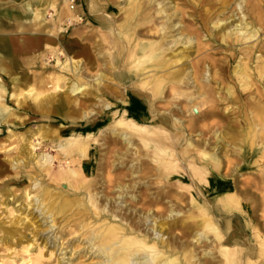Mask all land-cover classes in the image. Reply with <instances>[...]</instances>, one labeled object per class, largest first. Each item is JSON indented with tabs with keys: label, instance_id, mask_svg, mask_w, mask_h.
Returning a JSON list of instances; mask_svg holds the SVG:
<instances>
[{
	"label": "rangeland",
	"instance_id": "374dc122",
	"mask_svg": "<svg viewBox=\"0 0 264 264\" xmlns=\"http://www.w3.org/2000/svg\"><path fill=\"white\" fill-rule=\"evenodd\" d=\"M26 1L28 0H0V37L8 34L20 46L31 43V48H28L29 51L20 50L16 56L17 63L23 69L20 71V80L17 83L19 82L20 87L24 89V94L20 95L19 98L24 100L25 103L22 106L19 105L17 99L13 98L12 92L6 98V102L11 106V109L21 115V119L15 118L10 124H0V264H102V258L97 253H94L95 250L91 251L89 248L91 244L86 238L88 232H86V228L82 227L84 220L89 218V216L85 214L86 211L82 206L74 207L73 211L65 215H58L56 218L57 224L53 228H49L55 222L46 221L40 213L36 201L33 199L37 191L32 192L31 197L26 202L20 200L22 193L31 183V175L41 170L35 165L34 161L22 153L21 149L24 143H28L34 154H47L49 156V167H51L53 173L60 172L59 169L63 171L67 167L69 168L70 164L67 161L69 156L61 151L59 147L60 136L69 137L81 132L87 134L89 131L100 134L101 129H105L115 120L114 111L119 109V107L111 109L103 107L105 102L114 101V98L109 93L117 90L122 94L123 89L129 87L131 94H135L132 79L137 78H132L127 72L128 68L122 67L123 65L128 66L132 44L127 38L119 34L121 22H125L129 16L127 9L131 7L135 0H121V4H114L109 9L102 7L98 13L93 12L94 6L92 5L94 2L98 4L101 2L102 4L101 0H71L74 16L62 15V19L59 12L66 8V0H57L58 12L54 7L44 4L40 6L43 12L41 13V18L45 19L43 24L47 26L44 27V31L39 29L38 23L41 18H35V11L32 10V7L31 11H24L22 14H18L19 11L15 12L14 10V15L8 11L11 7L19 10ZM149 1L141 0V2L147 4L146 11H148L152 20H150V16L146 20L148 16L142 14L143 16L139 15L134 22L135 25L140 24L138 31L141 39L145 41L161 40L165 33V30H162V25L168 20L167 14L174 12V10L158 13V9L162 6L159 2L162 0L154 1L152 4H149ZM169 1L166 0L165 2ZM239 1L235 0L232 2L228 8V15L232 14V10ZM176 2H179L183 8L184 19L186 20L185 25H187L185 27H188L190 31H193L191 30L193 28H199L204 35L207 34V29L204 28L203 24L207 22L208 26L213 29L214 22L209 23V21L223 10L218 0H200V3L193 0H176ZM168 5L170 6L169 3ZM106 14L114 16L112 23L114 27L111 29L95 19L97 15L103 18ZM173 19L177 20L178 17ZM57 25H60L59 29L50 30L52 27H57ZM179 26L178 24L176 29ZM155 28H158V30ZM180 32L181 30H177L172 35H176L177 38ZM47 36L53 39L48 40ZM173 36L169 40H174L175 37ZM208 38L204 37V42ZM47 45L49 48H47ZM215 45L219 46L218 43H215ZM246 46L247 44L242 41L236 43L237 59L223 64L222 75L218 76L222 81L215 79L212 81L214 94L211 98L215 100L212 104L217 105L215 115L200 117L195 122V113L190 111L191 106L195 102L191 104L185 96L174 95L169 88H167L164 97L156 100L155 104L159 106L160 111L165 113L171 112L178 106L183 108L179 114L184 122L182 125H177L175 129H171L175 133L185 134L187 138H182L177 144V148H175V154L178 152L179 164L182 166L189 165L190 160H193L198 166H207L210 174L213 173V164L204 163V160L200 159L201 155L196 153L194 146L191 145L192 148H189L190 150L187 152H184V150L194 139H208L210 141L208 146L211 148L215 144V133L217 131L227 135V141L230 142L229 151L225 153L226 157L223 160L220 173H230L232 178L240 181L239 194L244 209L249 211L251 208L254 210L251 218L242 216V212L238 211L226 213L219 204L221 194L210 190L211 186L205 182L198 181L197 176L192 181L186 173L183 174L181 168L182 175L177 174L171 179L170 183L166 184L165 180L155 174V164L157 163L151 154L152 150H141V159L145 160L147 165L139 166V153L135 154L136 150H134L136 148L139 150V146L134 145L133 150H129L130 152L124 156V152L128 151L127 144L120 137L107 136L108 131L104 132L105 135H102L103 137L101 136L100 142L94 144L92 151V154L95 155V159L92 162L93 167H97L101 162L105 165L104 169H95V174L91 175V177H95V180L92 181V191L94 193L101 191L98 194L99 197L105 194L119 197L121 189L114 186L117 182L112 183L109 181L110 177L124 179L125 181L123 182L128 185L125 189L127 190L126 193L129 194L128 196L131 193L137 195V200L140 203L144 202L143 197L145 198L148 194L159 195L162 187L171 184L170 188H166L170 191V194L162 191L164 194L163 196L160 195L161 202L155 207V210L159 214H164L165 217L169 215L168 209L171 208V205L181 211L176 215V219L171 220L170 224H172V227H169V229L171 232L173 231V234L175 232L177 238L179 237V241L185 242L189 248L194 250L196 253V262L194 264H226V261L222 259L223 257L219 253L220 241H218L216 236L210 234V239L205 240L207 242L204 240L202 243L195 242L194 234L200 228L203 216L200 210L194 207L192 203L194 199H198L206 207H209L210 213L215 215V222L220 226L224 236L222 242L229 245L237 244L243 248L241 264H247V259L260 260L261 241H264V151L257 147L256 144L264 142V110L262 108L264 105V81L257 78L251 88L244 89L233 76V71L242 56L239 50ZM174 47L177 49L181 48L182 45L178 44ZM85 48L87 51H85ZM232 50L223 48L215 56L223 58L226 54H231ZM83 51L89 53L92 60L83 54ZM6 57L7 55L1 51L0 59ZM198 57L199 54L197 52H192V56L184 65L191 66ZM79 63L80 67L78 66ZM94 63H97V65L92 67ZM181 64L183 63L180 62L177 68L183 66ZM205 67V65H202V68ZM253 67H256V63L253 64ZM213 70L215 69L213 68ZM98 73L106 75L100 86L101 89L95 82V77ZM57 77L62 78L60 95L64 98L69 95L68 88L73 80L77 79L88 82L89 86L92 85V93L85 96L78 95V102H72L69 110H64V113L53 110L43 112L31 98L28 99L29 89L35 86L37 90L43 91L37 97L40 100L46 94L54 91V80ZM4 78L12 90L14 83L6 76ZM121 79H124L125 84H120ZM232 86H234L235 90L233 97L227 93V88ZM194 89L193 86L189 88L190 91ZM69 96L72 99L74 98L73 95ZM200 100L199 98L197 101ZM140 102L142 103L140 106L143 105L141 107L143 110L138 111L137 116H135L138 120H142L143 116L149 114V105L143 99ZM140 106L136 105L135 109H139ZM206 108L207 105L203 106L201 112ZM72 109L77 111L74 113L75 117H69L68 115ZM92 110H97L99 113L94 112L90 117L83 118L81 116L82 112H91ZM48 130L57 131L59 136H54V134L47 136L46 132ZM212 139L213 141L211 142ZM240 147H243L242 154L239 152ZM146 150L147 152H145ZM181 151L183 154L180 153ZM19 154L24 158L25 163H17L16 157ZM191 154L197 156V158L194 159ZM145 167L148 169L146 170ZM240 167L242 168L239 169ZM135 169L138 172L132 175ZM144 170L146 171L144 172ZM49 177V175L44 174L39 176L40 180L51 183L54 187L58 186L59 182L52 181L51 177ZM168 181L166 179V182ZM181 181L186 185H183ZM59 184L62 190L64 189L73 200L78 202L79 200L87 199V191L85 189L78 190L73 188L67 181H61ZM120 197L118 204L123 199L122 196ZM17 198L18 201L13 202ZM114 203L115 199L107 198L106 211ZM122 204L124 206L127 205L126 203ZM143 213L140 214L144 217ZM90 217L88 221L98 220L101 222L109 216L103 215L97 218L95 214H92ZM137 220H141L144 230L148 231L152 227V217L149 218L148 222L144 218L143 220L142 218H137ZM174 220H176V223H174ZM187 227L189 229L185 231ZM8 233L16 234L14 242L8 241L6 237ZM150 233H152V230L149 231ZM170 236H172V233ZM206 251H211L212 255L206 256ZM179 255H181L180 252ZM103 264H105V261Z\"/></svg>",
	"mask_w": 264,
	"mask_h": 264
},
{
	"label": "bare ground",
	"instance_id": "6f19581e",
	"mask_svg": "<svg viewBox=\"0 0 264 264\" xmlns=\"http://www.w3.org/2000/svg\"><path fill=\"white\" fill-rule=\"evenodd\" d=\"M101 1L102 4L101 2L100 4L93 3V12L98 13L102 7L109 9L114 4H121V0ZM154 1L159 0H150L149 4H152ZM165 1L166 0H162L159 2L162 6L158 9V13L167 12L168 10H174V12L167 14L168 20L162 25V30H165V33L163 36L161 35V40L155 39L145 41L139 36L140 32L138 31V27L140 24L138 23L135 25L134 20L142 14L148 16L146 17V20L149 19L150 14L146 11L147 4L144 3L145 1L141 2V0H135L132 3L131 7L127 9L129 16L125 22H121L119 29V34L127 38L130 44H132L128 66L126 67V65H123L122 67H125L126 69L128 68L127 72L132 78H137L132 79V86L135 90V94L141 95V98L149 105V114L143 116L142 120H138L133 114H131L129 108L132 106L133 97L129 87L123 89L122 94L117 90H113L109 95L114 98V101L105 102L103 107L105 109L119 107V109L114 111V116H116L115 120L105 129H101L100 134L89 131L87 134L81 132L78 134L75 133L69 137L60 136L61 141L59 147L61 151L69 156L67 161H69L70 166L63 171L59 169L60 172L58 173H53V170L49 167V156L47 154H34L28 143H24L21 149L22 153H24L30 160L34 161L35 165L41 170L40 172L36 171L31 175V183L22 193L20 200L26 202L31 197L32 192L37 191L33 199L36 201L40 213L46 221L49 222V220H51L55 222L54 225L49 226V228H53L57 224L56 218L58 215L67 214L68 212L73 211L76 206H82L86 211L85 214L88 215L89 218H91L90 216L92 214H95L97 218L103 215L109 216L101 222L98 220L88 221L89 218H87L82 225L83 228L87 229L86 232H88L86 238L91 244L89 247L90 250H95L94 253H97V255L102 258V264L104 261L105 264H194L196 262V253L194 250L189 248L185 242L182 241V243L179 241V237L177 238L175 232L173 234V231L171 232L169 229V227H172V224H170L171 220L176 219V215L181 211L177 210L178 208H175L174 205H171V208L168 209L169 215L165 217L164 214H159L155 210V207L161 202L160 195L163 196L164 192L170 194V191L166 188H170L171 184L162 187L159 195L148 194L145 198L143 197V203L138 202L137 195L135 194L131 193V195L128 196L129 194L126 193L127 190H125L128 185L123 182L125 180L122 178H109L110 182H117L116 185H114L115 187L117 186L121 189L119 197L116 195L110 196L109 194L99 197L98 194L101 193V191L97 193L92 191V181L95 180V177L93 178L91 175L95 174V169L102 170L105 168V165L102 162L99 163L97 167H93L94 165L92 162L95 159V155L92 154V151L94 149V144L100 142L101 136L105 135V131H108L107 136L120 137L123 142L127 144L128 151H123L124 156L130 152L129 150H133L132 148L134 145L139 146V150L137 148L134 149L136 150L135 154L139 153V166L146 163L145 160L141 159V150H152L151 154L154 161L157 163L155 164V174L162 178V180H165L166 184L170 183L171 179L177 174L182 175V172L180 171L181 168L183 174L186 173L192 181H194L197 176L198 181L209 184V186L212 187L211 189L216 186L221 194L219 204L226 213L238 211L242 212V216L244 215L248 218L253 216L252 213L254 210L249 207L250 210L248 211L244 209L242 204V199L239 194L240 181L236 178H232L230 173H220L223 160L226 157L225 153L229 151L228 146L230 142L227 141V135L217 131L215 133V144L211 148L208 146V143L210 142L208 139H194L184 150V152H187L190 150L189 148H192L191 145L194 146L197 151L196 153L201 155L200 159L204 160V163L209 165L211 163L213 164V167L211 165L212 170H214L213 173L210 174V170L207 166H198L193 160H190L189 165L183 164L184 166H182L179 164L180 160H178V152L175 154V148H177L176 146L179 144L180 140L186 137L185 134L175 133L171 129H175L177 125H182L184 122L179 114L182 112L183 108H179L178 106L176 109L171 110V112L165 113L160 111L159 106L155 104V101L163 98L167 88H169L174 95L185 96L191 104L195 102L190 108V111L195 113V122H197L200 117L204 118L215 115L217 105L212 104L215 101L211 98L214 94L212 81L213 79L222 81L218 78V76L222 75V66L224 63L226 64L237 59L236 55L238 53L236 51V43L240 41L247 44V46L239 50V53H242V56L233 71V76L236 78V81L240 82L241 87L244 89L251 88L254 80L257 78L264 81V0H240L232 10L231 15H228V8L235 0H218L222 5L223 10L216 15V17L212 18L210 21L208 20L209 23L212 21L214 22L213 29L208 26L207 22L203 24L204 28L207 29L206 35L202 34L199 28H193L191 29L193 31H190L188 27H185L187 25H185L186 20L184 19V11L179 2H176V0H170L169 2ZM193 1L200 3V0ZM66 3V8H64L62 12H59L60 18L62 15L74 16L72 1L66 0ZM44 4L54 7L57 12L59 11L57 0L54 2L52 0H28L21 8H19V10L11 7L8 11L13 13L15 10V12L19 11L18 14H22L24 11H31L32 7V10L35 11V18L40 19L41 13H43L40 6H43ZM35 5L36 7L34 8ZM13 14L15 15V13ZM181 14L183 15L181 16ZM174 17H178L177 20L179 21L174 20ZM95 19L100 21L107 28L111 29L114 27L112 24L114 16L112 14H106L103 18L97 15ZM44 20V18H41L38 23L41 31H44V27H47L43 24ZM150 20H152L151 16ZM178 24L180 26L176 29ZM55 28L59 29L60 25L52 27L50 30L54 31ZM155 29L158 30V28ZM62 30H64V28H62ZM177 30H181V32L176 38V35L173 36L172 33ZM160 34L158 35L160 36ZM172 36L175 37V39L169 40ZM204 37H209L206 42H204ZM47 38L48 40L53 39L50 36H47ZM15 42L16 40L8 34L7 36L0 37V53L3 51L7 55L6 58L0 59V74H3L0 75V124L2 125L12 123L15 118L21 119V115L17 111H13L11 106L6 102V98L9 96L10 92H12L13 98L17 99L19 105L22 106V104L25 103L24 100L19 98L20 95L24 94V89L20 87L19 82L17 83V81L20 80V71L23 69L17 63L16 56L20 50L29 51L28 48H31V43L20 46ZM215 43H218L219 46L217 47ZM178 44H181L182 47L175 49L174 46ZM47 48H49V46ZM194 48L196 49L193 50ZM223 48H227V50L233 49L234 51L232 50L231 54H226L223 58H217L215 55H217ZM85 51H87V49ZM85 51H83V54L92 60L91 55ZM192 52H197L199 57L191 66L184 65L192 56ZM180 62L183 63L181 64L183 66L177 68ZM254 63H256L255 68L253 67ZM96 65L97 63H94L92 67H95ZM202 65H205L206 67L202 68ZM78 66L80 67V63ZM213 68L215 70H213ZM5 76L10 78L14 83V88L12 90L5 81ZM105 76L104 73H98L96 75L95 82L99 88L102 85ZM61 79V77L55 78L54 91L46 94L40 100H38L37 97L41 95L43 91L37 90L36 87L33 86L29 89L30 93L27 95L28 99L31 98L36 106L43 112H50L53 110L64 113V110H69L72 102H78V95L81 94L85 96L92 93V85L89 86L88 82H84L82 79H77L73 80L68 88L69 95H73L74 98L72 99L69 95H66L64 98L60 95ZM124 79H121L120 84H125ZM192 86L195 89L190 91L189 88ZM233 87L234 86L227 88V93L232 97L235 94ZM199 98L201 100L197 101ZM205 105H207V108L201 112V109ZM262 108L264 110V105ZM76 112L75 109L70 110L68 113L69 117H75L74 113ZM94 112L99 113L97 110H92L91 112L84 111L81 116L83 118L90 117ZM207 124L209 123L207 122ZM51 134L59 136V133L55 130L54 132L50 130L46 132L47 136ZM212 141L213 139L211 142ZM256 146L264 151V142L258 143ZM147 150L145 152H147ZM242 150L243 147H240L239 152L241 154ZM182 151L180 153H182ZM194 151L192 152L194 153ZM191 157H194V159L197 158V156L193 154H191ZM16 160L18 164L26 162L20 154L16 157ZM241 168L242 167L239 169ZM146 170H144V172ZM54 172L56 171L54 170ZM137 172L138 170L135 169L132 175ZM41 174L49 175L52 181H58L59 183H61V181H67L71 187L78 190L85 189L87 191V199H82L78 202L73 200L64 189L62 190L59 183L58 186L54 187L51 183L40 180L39 176ZM166 179L169 181L166 182ZM181 183L186 185L182 181ZM162 191L164 192L162 193ZM120 196H122L123 199H121L120 204H118V199L121 198ZM110 197L111 199H115V203L111 205L108 211H106V201L107 198ZM16 201H18V198L13 202ZM122 203H126L127 205L124 206ZM192 203L195 208L200 210L203 216L200 228L198 227L199 229H197L195 234L193 233L195 242L202 243L203 240L210 239V234H213L218 238V241H220L219 253L223 257L222 259L226 261V264H241V252L243 248L237 244H224V242H222L224 236L222 235L221 228L215 222V215L210 213V208L206 207V205L202 204L198 199H194ZM140 213H143L144 217ZM146 214L147 216H145ZM151 217V222H153L152 227L148 231L144 230L142 228L143 224H141V220L138 221L137 218H142V220L144 218L145 221L148 222ZM174 221V223H176V220ZM248 222L251 224L250 221ZM188 229L189 227H187L185 231H188ZM150 230H152V233L149 234ZM171 233L172 236H170ZM167 234L168 236H166ZM15 235L16 234L14 233H8L6 237L8 241L14 242L16 240ZM179 252L181 255H179ZM205 255L210 256L212 255V252L206 251ZM247 264H264V241H261L260 260L257 259L253 261L252 259H247Z\"/></svg>",
	"mask_w": 264,
	"mask_h": 264
},
{
	"label": "crops",
	"instance_id": "0c3cea01",
	"mask_svg": "<svg viewBox=\"0 0 264 264\" xmlns=\"http://www.w3.org/2000/svg\"><path fill=\"white\" fill-rule=\"evenodd\" d=\"M132 97H133V102H132V106H130V111H131V113L134 115V116H137V114H138V111H142L143 109H141V107L143 106H140L142 103L140 102V100L142 99L141 98V95H138V94H133L132 95ZM139 102V103H138ZM136 105L137 106H140V108L138 109H135V107H136ZM136 110H134V109ZM137 112V113H136ZM212 188V187H211ZM211 190H213L214 192L216 191V192H220L219 191V189L216 187V186H214V188L213 189H211Z\"/></svg>",
	"mask_w": 264,
	"mask_h": 264
}]
</instances>
